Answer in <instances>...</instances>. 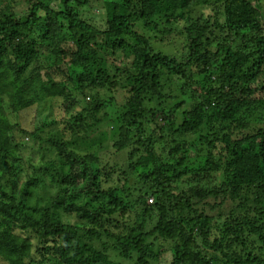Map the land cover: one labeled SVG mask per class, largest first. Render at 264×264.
Returning <instances> with one entry per match:
<instances>
[{
    "label": "trees",
    "instance_id": "16d2710c",
    "mask_svg": "<svg viewBox=\"0 0 264 264\" xmlns=\"http://www.w3.org/2000/svg\"><path fill=\"white\" fill-rule=\"evenodd\" d=\"M12 1L0 0V173L13 174L8 190L0 178V253L8 262L119 264L112 253H135L137 264H149L169 249L175 264H264V0H113L105 3L104 27L84 12L91 0H26L24 12ZM195 5L213 15H197L184 25L182 59L155 52L135 29L138 21H170ZM190 65L208 84L206 97L189 109L181 101L175 127L178 115L167 102L177 97L169 87L190 77ZM118 84L125 100L113 113L112 130L79 142L106 117L109 102L96 89ZM44 99L60 106L53 122L62 130L47 140L54 160L34 167L22 187V143L8 112ZM158 113L166 114L161 128L153 122ZM213 119H219V130ZM171 128L174 145L166 150L160 144L169 143L163 132ZM104 134L115 138L117 152L127 151L129 170L101 163L95 150L107 140ZM194 158L203 164L189 170L185 164ZM167 159L180 168L178 178L188 175L190 182L197 175L203 183L219 171L222 182L175 191L162 163ZM145 168H151L149 175L131 182V174ZM131 190L154 196V202L145 205L144 198L135 209L126 196ZM200 196L203 206L193 203ZM127 211L137 214L135 222L125 221ZM100 239L105 241L98 244ZM149 240L159 242L157 254L150 253Z\"/></svg>",
    "mask_w": 264,
    "mask_h": 264
},
{
    "label": "rangeland",
    "instance_id": "374dc122",
    "mask_svg": "<svg viewBox=\"0 0 264 264\" xmlns=\"http://www.w3.org/2000/svg\"><path fill=\"white\" fill-rule=\"evenodd\" d=\"M10 1V0H4ZM32 1V0H31ZM48 3L53 4L56 2V0H46ZM108 1L113 0H91L90 5L84 9L85 14L87 15L88 19L93 22L97 27H104L105 26V3ZM18 10L26 11L27 7L30 2H27L26 0H13L11 2ZM200 14H212L211 11L207 9H202V5H195L192 7V9L186 10L185 13L182 15L180 12L175 13L174 16L169 17L170 21L167 17L164 16H158L152 20V23L150 26L145 25V21H138L135 24V29L145 37H148L152 41V47L153 50L157 53H161L163 55L170 56L171 58H177L182 59V56L186 49L187 39L186 36L182 34V29L184 28V25L188 23L189 18H194L197 15ZM209 15V16H211ZM188 71V77H182L180 81L177 83H174V85L169 87V90L172 95H175L177 99H172L167 102L168 106L167 108L171 112L172 110H175L176 114L178 115V118H176L175 127H178L181 123L180 116V105L179 103L181 101H185V108L189 109L192 106V103H198L199 101H203L206 96H202V92H206L208 88V84L202 85L203 83L200 81V79L203 78V75L199 74V72L196 71L195 65H190L187 69ZM262 81H259V83ZM258 84V83H257ZM255 86V85H253ZM98 94L100 96V99L104 102H109L108 106L104 109L106 111V117L104 118V121L101 122L99 126H97L95 129H91L92 132L82 134V138L79 140V142H82L85 140L88 136H93L95 138L101 136L100 133L108 132V130H112L111 122H112V116L114 115V111L119 107L125 100L124 97V90L122 87L118 85L114 86H105L101 88L96 89ZM10 91V86L7 85V87L4 88V90L1 92V105H7L6 103V93ZM94 93V94H95ZM264 95L263 92L259 93V96ZM90 96H87L86 100L89 99ZM112 98L113 100L107 101V99ZM5 107V106H4ZM77 110H79V107H76ZM5 110L8 111V108L5 107ZM60 113V106L58 107V103H55L54 101H51L50 99H44L42 102H36L30 104L28 107L21 109L17 112H8V118L10 122L12 123V126L14 127V135L16 141H20L21 147L19 149V164L21 173L20 176H18V185H21L22 187L26 184V179L30 177L32 174V169L34 167H38L43 165L44 162H46L49 159L54 160L53 153L50 152L51 148L47 142V140L51 137L56 131H60L61 125L57 122H53V120L58 118V114ZM217 123V129L219 130V119H213ZM153 122L158 127H163L166 124V114L163 116L162 113H158ZM227 124V123H225ZM258 124L255 123L252 125V128H256ZM69 131V129L67 130ZM174 129H165L163 132L164 140L169 143H161L160 146H163L166 148V150L169 149V146H173L174 144L171 143L172 139L174 138L173 134ZM245 131H249V129H244ZM31 132H36L37 136L33 138L30 134ZM107 138L105 142L102 143L101 149L93 148L91 151L95 150L97 152L101 163L106 165H115L117 167L123 168L125 170H129L130 165V157L127 154V151H121L117 152L113 147L112 143L114 142L115 138L111 137L108 134H104ZM70 136V132L66 135V137ZM65 137V136H64ZM65 137V138H66ZM58 141L60 139L57 138ZM180 137L176 138V141H179ZM79 144V143H78ZM85 146V144L82 145V147ZM162 149V147H160ZM98 150V151H97ZM194 151V148H193ZM188 156H193V152H189ZM181 155L177 154V159L180 158ZM164 157H166L164 155ZM204 159L202 161L200 159H191L187 160V167H190L189 170L194 168L195 166L203 164ZM163 166L168 171L166 175L169 179H171V186L175 188V191H179L182 189H186L189 185L200 183L203 185V187H213L216 185H220L222 182L223 175L219 173V171L213 173L211 176L204 177L206 179L205 182L202 183V180L198 181V176L193 175L192 178L194 181H188L187 177L188 175H185L184 177L178 178L176 173L180 172V168L175 166V168H172V165L174 162L170 159H167L166 161L163 160ZM128 165V166H127ZM151 168H145V169H138L136 170L135 174H131V182H138L140 180V177L143 178L147 175H149ZM132 170L129 172L131 173ZM40 174V172H37ZM1 181L8 190L11 185V181L13 179V174L11 170L7 169V171L0 173ZM113 178L116 180V176L114 175ZM187 178V179H186ZM47 178H45L46 180ZM119 182V181H116ZM146 182L148 184L147 180H143V183ZM116 185H120V183H115ZM139 188L142 189V182L138 183ZM145 184V183H144ZM146 185V184H145ZM133 189V187H131ZM119 190V191H118ZM116 190L117 194H120V192L123 189ZM134 191H128L126 193V196L130 200V195L133 199V205L136 209V205L138 207L142 204V200L145 198V205L152 204L154 201L149 202L150 198L154 199V196H147L145 197L140 191L137 192V194L133 193ZM130 194V195H129ZM201 195V194H199ZM47 195H45L46 197ZM44 198V197H43ZM201 198H195L194 204H197L198 206H203L204 201L199 200ZM122 199V205H126L127 201L123 198ZM207 201H212L213 199L210 197L209 199H206ZM198 201V202H197ZM132 202V201H131ZM210 203V202H209ZM136 204V205H135ZM231 203L225 204V208H229ZM137 207V208H138ZM141 207V206H140ZM224 208V209H225ZM143 208H141L142 210ZM135 211V210H134ZM134 211L129 212L127 211L126 215L124 216L125 221L127 222H135L137 215L134 213ZM136 212V211H135ZM134 213V214H133ZM144 213V212H143ZM215 214V212L213 213ZM141 221V220H138ZM149 223H153V221L150 220ZM150 228H147L149 230ZM16 232L19 231V229H15ZM22 234V233H21ZM26 236V234H24ZM218 237V233L212 234L210 236L211 241L213 239ZM258 240V237H256ZM200 239V238H199ZM105 241V239L97 240V243L100 244L101 241ZM34 241V240H32ZM108 242V241H107ZM148 242L153 243V250L152 253L157 254L158 253V241L157 240H149ZM201 241L198 242L200 244ZM259 243H254V245H258ZM34 251L33 253L37 255L35 252V247L32 246ZM171 250H163V252L159 253L158 259H151L150 257V263L149 264H175L174 263V257ZM254 254L257 255L259 252V249L254 250ZM115 254V255H113ZM111 259L118 262L119 264H137L136 261V254H133V257L127 258L122 257L118 255L117 253L111 254ZM0 264H10L8 260L0 253Z\"/></svg>",
    "mask_w": 264,
    "mask_h": 264
},
{
    "label": "built area",
    "instance_id": "2783aa9c",
    "mask_svg": "<svg viewBox=\"0 0 264 264\" xmlns=\"http://www.w3.org/2000/svg\"><path fill=\"white\" fill-rule=\"evenodd\" d=\"M149 202H152V198L149 199Z\"/></svg>",
    "mask_w": 264,
    "mask_h": 264
}]
</instances>
